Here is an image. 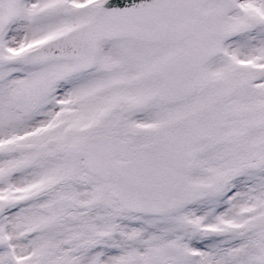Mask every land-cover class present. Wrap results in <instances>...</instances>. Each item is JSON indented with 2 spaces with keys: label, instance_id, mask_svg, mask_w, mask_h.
Instances as JSON below:
<instances>
[{
  "label": "snow or ice",
  "instance_id": "obj_1",
  "mask_svg": "<svg viewBox=\"0 0 264 264\" xmlns=\"http://www.w3.org/2000/svg\"><path fill=\"white\" fill-rule=\"evenodd\" d=\"M0 264H264V0H0Z\"/></svg>",
  "mask_w": 264,
  "mask_h": 264
}]
</instances>
